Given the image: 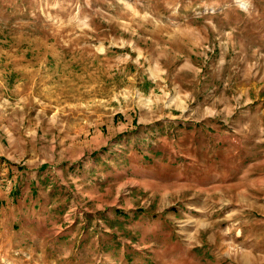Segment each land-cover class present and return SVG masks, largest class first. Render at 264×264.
I'll list each match as a JSON object with an SVG mask.
<instances>
[{
  "label": "rangeland",
  "instance_id": "rangeland-1",
  "mask_svg": "<svg viewBox=\"0 0 264 264\" xmlns=\"http://www.w3.org/2000/svg\"><path fill=\"white\" fill-rule=\"evenodd\" d=\"M0 264H264V0H0Z\"/></svg>",
  "mask_w": 264,
  "mask_h": 264
}]
</instances>
